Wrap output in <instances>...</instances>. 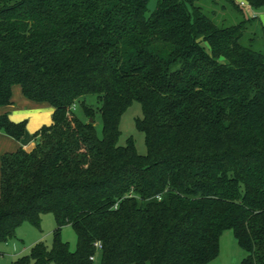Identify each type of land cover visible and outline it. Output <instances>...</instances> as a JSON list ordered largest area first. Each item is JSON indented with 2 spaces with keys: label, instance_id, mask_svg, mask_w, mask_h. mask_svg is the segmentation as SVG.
Here are the masks:
<instances>
[{
  "label": "trees",
  "instance_id": "trees-1",
  "mask_svg": "<svg viewBox=\"0 0 264 264\" xmlns=\"http://www.w3.org/2000/svg\"><path fill=\"white\" fill-rule=\"evenodd\" d=\"M149 1L0 0V106L18 86L53 108L31 149L0 158V242L43 213L56 221L51 248L12 264H206L225 230L240 264H264V27L246 17L264 0ZM134 101L145 155L118 145ZM25 125L0 115L18 143Z\"/></svg>",
  "mask_w": 264,
  "mask_h": 264
},
{
  "label": "rangeland",
  "instance_id": "rangeland-1",
  "mask_svg": "<svg viewBox=\"0 0 264 264\" xmlns=\"http://www.w3.org/2000/svg\"><path fill=\"white\" fill-rule=\"evenodd\" d=\"M241 0H235L240 2ZM148 7L150 10L154 8V1L150 0ZM256 18L250 26V32L257 36H262V29L264 27V8L259 10L246 12L247 18ZM249 32V31H248ZM245 39V37H244ZM258 50L264 53V41H259ZM84 105L94 111L93 121L98 138L102 137V119L98 112V102L92 95L86 96ZM74 115L82 122L89 121V118L83 111V106L80 103H75L72 107ZM141 106L134 101L124 111L119 120L120 135L118 138V145L124 146L127 139L131 138L136 149L140 155L146 154V147L144 143V135L136 128V119L141 118ZM31 138V136H30ZM30 142L31 149L33 147ZM56 229V221L52 213H43L40 216L38 226L31 224L28 221L22 222L15 230L14 237L7 242H0V264H12L20 258L29 255L31 248L37 243H43L47 248L53 245V232ZM60 239L68 244L69 250L74 251L76 248V236L73 229L67 225L60 230ZM246 253L238 245L232 230H225L219 237L218 255L208 261L206 264H240Z\"/></svg>",
  "mask_w": 264,
  "mask_h": 264
},
{
  "label": "crops",
  "instance_id": "crops-1",
  "mask_svg": "<svg viewBox=\"0 0 264 264\" xmlns=\"http://www.w3.org/2000/svg\"><path fill=\"white\" fill-rule=\"evenodd\" d=\"M2 114H7L11 122H25L26 135L23 141L18 143L0 131V158L6 153L16 151L20 146L26 149L31 142L30 136L52 123L53 108L26 99L22 96L20 88L14 86L12 88V104L0 106V115Z\"/></svg>",
  "mask_w": 264,
  "mask_h": 264
},
{
  "label": "built area",
  "instance_id": "built-area-1",
  "mask_svg": "<svg viewBox=\"0 0 264 264\" xmlns=\"http://www.w3.org/2000/svg\"><path fill=\"white\" fill-rule=\"evenodd\" d=\"M239 4L241 6H247V4H246L245 1H240ZM93 247H94L95 251L99 252L101 250V244H100V242H94L93 243ZM90 260L91 261H95L96 260V257L93 255V256L90 257Z\"/></svg>",
  "mask_w": 264,
  "mask_h": 264
},
{
  "label": "water",
  "instance_id": "water-1",
  "mask_svg": "<svg viewBox=\"0 0 264 264\" xmlns=\"http://www.w3.org/2000/svg\"><path fill=\"white\" fill-rule=\"evenodd\" d=\"M89 122L91 123L92 122V119H90Z\"/></svg>",
  "mask_w": 264,
  "mask_h": 264
}]
</instances>
